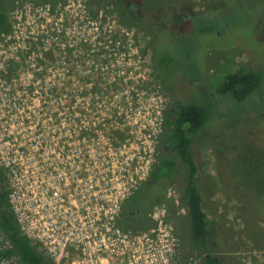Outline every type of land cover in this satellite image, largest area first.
<instances>
[{
	"label": "built area",
	"instance_id": "2783aa9c",
	"mask_svg": "<svg viewBox=\"0 0 264 264\" xmlns=\"http://www.w3.org/2000/svg\"><path fill=\"white\" fill-rule=\"evenodd\" d=\"M0 6V173L19 233L49 264H200L164 204L145 225L122 224L170 102L142 34L111 2ZM168 199L188 214L176 190ZM11 250L0 228V264H20Z\"/></svg>",
	"mask_w": 264,
	"mask_h": 264
},
{
	"label": "rangeland",
	"instance_id": "374dc122",
	"mask_svg": "<svg viewBox=\"0 0 264 264\" xmlns=\"http://www.w3.org/2000/svg\"><path fill=\"white\" fill-rule=\"evenodd\" d=\"M223 1L174 0L171 17L161 22L163 35L174 34L181 14L190 11L204 14ZM10 4L8 1L6 6ZM239 4H242L237 15L240 21H235L237 17L229 9L207 15L203 20H192L193 26H215L214 33L220 39L204 37L196 45L194 33L187 37L192 26L186 24L183 34L192 45L188 54L195 45L197 57L182 54L181 47L168 51L173 56V72L178 75L180 71L184 77L185 85L178 84V92L196 98L198 90L193 83L206 85L204 92H211L208 102L212 105V115L194 143L199 177L210 188L205 211L217 225L215 229L222 233L224 251L228 252L225 255L234 264H264V81L260 92L244 102L215 92L226 73L260 66L257 60H264V28L257 30L258 22H264V3L239 0ZM145 35L142 38L146 43ZM170 95L168 92L169 100ZM186 216L174 212L172 222H183ZM179 231H175L179 240L194 249L187 237L189 232ZM217 241L220 246L219 238ZM219 253L211 254L221 258Z\"/></svg>",
	"mask_w": 264,
	"mask_h": 264
},
{
	"label": "trees",
	"instance_id": "16d2710c",
	"mask_svg": "<svg viewBox=\"0 0 264 264\" xmlns=\"http://www.w3.org/2000/svg\"><path fill=\"white\" fill-rule=\"evenodd\" d=\"M28 1L44 3L57 0ZM129 1H132L139 9L135 11L134 7L129 5ZM255 1L264 3V0H244L248 4ZM102 2H111L114 13L128 26L135 28L140 34L148 33L145 39L149 46L151 65L165 92L171 94L158 143L157 163L149 180L125 203L122 216L123 226L134 228L145 225L147 212L157 204L166 206L172 221L174 210L170 201L166 199V194L168 189L173 187L179 193L181 202L188 212L187 219L183 222H172L174 230L176 233L180 232L179 229L183 233L184 230L189 232L187 237L200 257V264H234L232 258L225 255L228 252L224 251L222 233L215 229L217 225L209 219L205 211L210 188L200 179L194 157V143L201 137L198 133L212 115V105L208 102L211 92L205 93L206 85L197 83L192 84L196 85L195 88L198 90L196 98H188L189 93L178 92V84H184V77L182 78L183 74L180 71L178 75L173 72L171 68L173 56L169 54L168 49L181 47L184 49L182 54L197 57L195 53L198 47L195 48V45L188 54L192 45L189 43L190 39L188 40L183 34L186 24L189 23L192 26L190 31L186 29L187 37L190 38V34L194 33L196 45H199L204 37L213 40L217 36L220 39L221 36L214 33L215 26L205 24L193 26L192 20H203L207 15L216 14L218 11L221 13L228 9L233 17H237L242 4H239V0H225L212 11L204 14L185 12L178 16L174 34L163 38L161 22L171 17L174 0H91L92 8H97ZM4 10L5 7L0 6V30L4 29L6 19ZM237 20L240 21L238 17L235 21ZM257 26V30L264 28L263 20L258 22ZM257 30L254 31L256 36L259 35ZM257 61L260 66L251 65L247 69L226 73L216 85V94L228 95L234 101L244 102L248 101L253 94L259 93L264 81V60L259 58ZM4 181V176L0 173V228L12 243L11 252L18 257L20 264H49L47 258L19 233L18 226L9 212ZM218 238L220 246L217 244ZM218 252L221 258L211 254Z\"/></svg>",
	"mask_w": 264,
	"mask_h": 264
},
{
	"label": "flooded vegetation",
	"instance_id": "af4514ba",
	"mask_svg": "<svg viewBox=\"0 0 264 264\" xmlns=\"http://www.w3.org/2000/svg\"><path fill=\"white\" fill-rule=\"evenodd\" d=\"M129 5H132V7H134V10H135V11H136V9H139V8H138V7L132 2V1H129ZM176 27H177V26H176ZM161 33H162V32H161ZM143 34H146V35H145L146 38L148 37V35H147L148 33H144V32H143ZM143 34H142V35H143ZM162 34H163V33H162ZM162 37H163V38H166V37H169V36H168V35H162ZM146 45H147V40H146ZM147 47H148V49H149V46H147ZM159 158H160V160H161V158H162V157H161V154H160V157H159ZM169 158H170V157H169ZM171 190H175V189H173V187H170V188L168 189V192H167V194H166V199H167V200H169V199H168V193H169ZM171 206H172V205H171ZM136 214H137V213H136Z\"/></svg>",
	"mask_w": 264,
	"mask_h": 264
}]
</instances>
